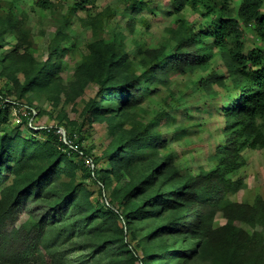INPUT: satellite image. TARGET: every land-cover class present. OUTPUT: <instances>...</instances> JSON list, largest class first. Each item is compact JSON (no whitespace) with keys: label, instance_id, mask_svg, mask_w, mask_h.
<instances>
[{"label":"rangeland","instance_id":"rangeland-1","mask_svg":"<svg viewBox=\"0 0 264 264\" xmlns=\"http://www.w3.org/2000/svg\"><path fill=\"white\" fill-rule=\"evenodd\" d=\"M35 1L0 0V31L9 18L16 26L15 34L0 32V91L6 96L0 101V108L10 110L8 124L0 130V137L15 139L11 143L15 154L10 152L11 159L1 169L0 202L11 200L15 194L14 166L22 158L26 141L39 142L30 148L39 157L32 168L39 171L45 163L44 148L40 147L46 136L38 134L37 128L55 133L61 128L71 140L69 133H72L73 143L86 148L91 158L69 155L73 168L68 171L66 166L50 182L55 193L37 196L34 192L21 200L12 218L0 227V263L119 264L116 258L131 257L128 242L141 257H147V264H212L214 256H232V252L239 255L238 264H264V225L254 228L247 221H236L254 240L250 246L243 242L240 245L243 248L233 251L229 241L221 242L219 238L207 241L186 230V226L176 228L178 218L189 225L195 222L199 206L192 202H185L181 209L164 206L157 214L129 218L128 227L123 219L108 213L112 203L121 214L131 211L130 197L120 189L132 178L145 179L154 172L146 188L133 197L138 205L147 206L148 201H153L151 197L167 193L174 183L183 186L217 164L214 157L226 126L222 105L229 90L213 84V89L207 91L199 79L207 78L213 70L224 71L220 57L208 69L170 71L125 114L120 110L116 114L106 112L109 104L106 103L103 115L92 120L94 103L105 97L101 85L95 81L88 83L77 98L67 100V89L77 79L75 73L84 67L91 42L103 39L116 43L121 51L131 55L134 70L140 74L145 69L142 60L145 54L155 49L170 52L176 46L172 29L177 28L180 17L196 30L209 20L189 7L182 14H175L170 0H145L147 4L132 17L124 14L131 10L128 0H89L82 7L78 6V0H51V8H42ZM245 32L247 50L254 47L264 50V42L252 27H246ZM58 43L67 49L61 55L51 52V47ZM52 57L63 60V67L56 73L60 78L59 90L51 87L21 96L29 75ZM112 121L117 126L116 133L109 126ZM145 128L159 133L164 144L146 148L149 156L138 161L132 172L124 169L121 177L111 175V181L102 183V189L96 174L104 175L108 169L109 153L122 145V138L129 131ZM53 141L58 149L62 148ZM243 155L246 163L235 178H242L246 186L229 192L227 197L239 208L255 206L259 198L264 205V148L246 149ZM162 163L167 171L175 169L177 176L168 181L161 176L156 168ZM149 185L153 187L150 189ZM22 188L18 187V191ZM183 190L188 195L191 188ZM84 191L90 193L94 208L102 206L106 214L96 215L82 207L79 200L86 198ZM178 197L177 193L172 198ZM154 208L158 206H149L147 210ZM80 213L87 218H80ZM212 213L205 222L208 225L211 222L213 230L229 222L220 210L214 209ZM38 219H43L44 227L37 237L30 238L26 234L28 224ZM260 245L262 248L258 249Z\"/></svg>","mask_w":264,"mask_h":264},{"label":"trees","instance_id":"trees-1","mask_svg":"<svg viewBox=\"0 0 264 264\" xmlns=\"http://www.w3.org/2000/svg\"><path fill=\"white\" fill-rule=\"evenodd\" d=\"M128 1L131 2V10L124 14L130 17L139 13L147 4L145 0ZM35 3L42 8H51L52 6L51 0H36ZM87 3L89 0L77 1L79 7ZM170 6L175 14H182L183 10L189 7L199 12L203 18H207L209 23L200 30H196L192 24L180 17L177 28L172 29L177 42L176 46L170 52L166 49H155L151 53L145 54L146 58L144 59L143 56L142 59L145 69L140 74L134 70L131 55L126 51H121L116 43L103 41V39L91 42L90 53L87 55L84 67L75 73L77 79L67 89V100L71 101L77 98L88 83L95 81L101 85L105 97L102 100L103 103L97 101L94 103L91 110L92 120H97L103 115L102 110L106 103H109L106 112L116 114V111L120 110L121 114H125L128 108L141 102L143 95L151 93L153 85L162 76H168L170 71L185 72L208 69L212 61L220 57L224 62V71L220 73L213 70L207 78L199 79L201 86L207 91L213 89V84L229 90V97L222 105L226 126L224 128L225 135L217 146L214 157L217 164L212 169L195 176L192 181L184 183L183 186L178 182L174 183L167 193H158L151 197L150 199L153 201H148L147 206L138 205L136 201H133V197L136 192L146 188L153 178L154 172L145 179L132 178L123 189H120L130 197L128 201L133 204L131 211L125 215L121 214L112 203L109 205L108 213H114L123 219L128 227L129 218L134 220L138 216L157 214L164 206L181 209L185 202H192L199 206V210L195 213V222L189 225L185 219L178 218L175 223L178 224L176 228L186 226V230H190L195 236L207 241L210 238H219L221 242L229 241L235 251L243 248L241 247L243 242L250 246L254 240L253 236L248 235L244 228L235 224L236 221H247L254 228L264 225V205L261 204L260 198L255 206H240V208L242 207L240 209L227 197L229 192H237L246 186L242 178H235L246 163L243 151L264 148V50L259 47L247 50L245 41V29L252 27L256 35L264 42V0H239L238 2L237 0H170ZM6 22L1 26V35L15 34L16 26L12 24L11 18ZM62 46L60 43L52 46L51 52L59 55L65 53L67 49ZM62 61L60 58L52 57L51 60L35 69L29 75L21 96L30 91L51 89V87L57 90L60 87L57 80L60 78L56 76V73L63 67ZM2 92L0 91V101L6 98ZM114 102H118L117 105ZM18 104L23 105V103ZM96 105L97 107H94ZM9 116L10 110L7 107L0 108V130H4V126L8 124ZM109 126L113 133L118 131L113 121ZM37 131H40L38 134L46 136L40 147L44 148L42 161L45 163L43 166L41 165L39 171L32 168L39 157L35 151L30 152V148L39 142L26 141L22 158L17 160L14 166L16 178L12 187L15 194L11 200L0 202V227L12 218L13 212L21 200L27 198L28 195L34 192L37 193V196L55 193L50 182L55 174L60 173L66 166L69 168L68 171L73 168V163L69 161V155L91 158L86 148L75 143L72 146L67 145L54 130L47 131V128H37ZM69 135L74 142L72 133ZM0 138L1 176L3 165L11 159L10 152L13 154L11 143L15 139ZM53 140L58 142L62 148L58 149ZM161 141H163L161 135L149 128L129 131L122 138V145L109 153V167L104 170V175L96 174L101 186L102 183L111 181V175L114 178L121 177L124 169L132 172L138 161L149 156V153H146V148L163 145L164 143ZM26 166H29L30 169L27 170ZM156 171H159L167 181L177 176L175 169L167 171L164 169L163 163L157 166ZM22 186L23 188L18 191V187ZM148 187L151 189L153 186L149 185ZM189 187L191 188L190 194L186 195L183 189ZM102 189H104L103 186ZM102 193L104 194V190ZM177 193L179 197L178 200H175L172 197ZM84 194L86 198L79 200L82 207L91 209L96 215L106 214L104 207L94 208L89 199V192L84 191ZM152 203L154 205H151ZM149 206H158V209L154 208L152 211H148ZM214 209L220 210L229 219V222L224 227L213 230L211 222L208 225L205 220L212 217ZM80 216V218H87L81 213ZM43 222V219L30 221L27 236L37 237L44 227ZM123 231L126 235L127 230ZM254 231L257 235L261 232L255 229ZM127 244L131 248V257H124V259L119 257L116 258V261H119V264H136V262L147 264V257H141L130 243L127 242ZM261 246L258 249H261ZM183 254H186L185 251ZM236 255L232 252V256L225 257L221 254L214 256L212 264H238L236 259L239 255Z\"/></svg>","mask_w":264,"mask_h":264},{"label":"built area","instance_id":"built-area-1","mask_svg":"<svg viewBox=\"0 0 264 264\" xmlns=\"http://www.w3.org/2000/svg\"><path fill=\"white\" fill-rule=\"evenodd\" d=\"M18 122H20V119L18 120ZM56 133L59 135V137L65 141L67 144H69L70 146L73 145V141L71 139H69L66 135V133L63 131V129L59 128L56 130Z\"/></svg>","mask_w":264,"mask_h":264}]
</instances>
